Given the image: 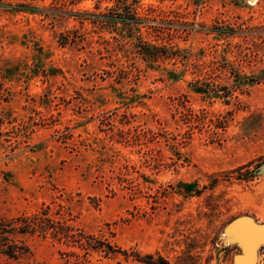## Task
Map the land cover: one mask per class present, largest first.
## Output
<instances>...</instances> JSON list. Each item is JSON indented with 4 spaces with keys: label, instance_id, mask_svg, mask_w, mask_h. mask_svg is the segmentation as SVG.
I'll return each mask as SVG.
<instances>
[{
    "label": "rangeland",
    "instance_id": "rangeland-1",
    "mask_svg": "<svg viewBox=\"0 0 264 264\" xmlns=\"http://www.w3.org/2000/svg\"><path fill=\"white\" fill-rule=\"evenodd\" d=\"M97 1L0 0V216L61 203L138 255L95 264H264L245 245L264 226V0H142L156 62L92 22ZM22 239L0 264L62 261Z\"/></svg>",
    "mask_w": 264,
    "mask_h": 264
},
{
    "label": "trees",
    "instance_id": "trees-1",
    "mask_svg": "<svg viewBox=\"0 0 264 264\" xmlns=\"http://www.w3.org/2000/svg\"><path fill=\"white\" fill-rule=\"evenodd\" d=\"M64 7H75L83 0H55ZM111 5L105 11L93 14L95 24L120 31L125 43L136 44L139 52L149 57L151 61H158L168 56L165 45L150 43L142 39L140 29L146 22L145 15L140 12L142 0H109ZM102 0L95 4L96 9L101 8ZM14 7L25 8L24 3L15 4ZM69 34L62 35L63 43L76 42L77 37ZM61 203L53 205L44 202L32 213L23 212L13 217L0 216V254L10 258H18L29 252V246L23 241V235H39L50 238L53 242L62 245L60 250L62 261L60 264H95L94 255L110 258L122 254L125 257L138 256L134 251L123 248L112 239L102 238L71 224L70 213ZM148 264H171L165 257H154L147 254L144 257Z\"/></svg>",
    "mask_w": 264,
    "mask_h": 264
},
{
    "label": "water",
    "instance_id": "water-1",
    "mask_svg": "<svg viewBox=\"0 0 264 264\" xmlns=\"http://www.w3.org/2000/svg\"><path fill=\"white\" fill-rule=\"evenodd\" d=\"M264 242V226L260 227V230H257L253 240L246 242L247 250H250L252 253L255 252L256 247ZM253 257V254L251 255ZM239 264V263H238Z\"/></svg>",
    "mask_w": 264,
    "mask_h": 264
}]
</instances>
